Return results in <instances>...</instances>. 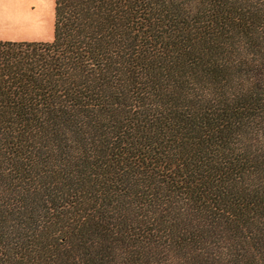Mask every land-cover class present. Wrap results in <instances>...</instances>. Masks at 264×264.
Returning a JSON list of instances; mask_svg holds the SVG:
<instances>
[{"label": "trees", "instance_id": "1", "mask_svg": "<svg viewBox=\"0 0 264 264\" xmlns=\"http://www.w3.org/2000/svg\"><path fill=\"white\" fill-rule=\"evenodd\" d=\"M0 264H264V0H53L0 39Z\"/></svg>", "mask_w": 264, "mask_h": 264}, {"label": "rangeland", "instance_id": "2", "mask_svg": "<svg viewBox=\"0 0 264 264\" xmlns=\"http://www.w3.org/2000/svg\"><path fill=\"white\" fill-rule=\"evenodd\" d=\"M49 41L53 36V0H0V39Z\"/></svg>", "mask_w": 264, "mask_h": 264}, {"label": "crops", "instance_id": "3", "mask_svg": "<svg viewBox=\"0 0 264 264\" xmlns=\"http://www.w3.org/2000/svg\"><path fill=\"white\" fill-rule=\"evenodd\" d=\"M4 39H11V40H30L28 38H24V36H21V37L13 36V37H8V38H4ZM31 40H34V39L31 38Z\"/></svg>", "mask_w": 264, "mask_h": 264}]
</instances>
